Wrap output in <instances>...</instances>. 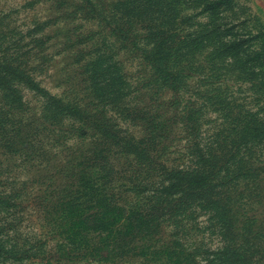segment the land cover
Segmentation results:
<instances>
[{"label": "rangeland", "instance_id": "obj_1", "mask_svg": "<svg viewBox=\"0 0 264 264\" xmlns=\"http://www.w3.org/2000/svg\"><path fill=\"white\" fill-rule=\"evenodd\" d=\"M126 1L0 0V264H175L164 252L178 253L177 244L196 247L200 264L215 255L210 264H264V0H139L120 17ZM158 40L172 43L176 91L141 56ZM96 120L169 170L193 167L213 147L229 175L218 206L193 200L175 215L166 205L152 212L165 173L118 152ZM100 149L114 177L82 199V211L121 207L111 217L124 226L129 215L158 216L156 234L130 245L160 254L105 260L67 245L69 213L43 198L67 193L72 172L90 175ZM226 226L240 231L232 237ZM80 232L96 244L97 233Z\"/></svg>", "mask_w": 264, "mask_h": 264}, {"label": "trees", "instance_id": "obj_2", "mask_svg": "<svg viewBox=\"0 0 264 264\" xmlns=\"http://www.w3.org/2000/svg\"><path fill=\"white\" fill-rule=\"evenodd\" d=\"M139 0H131L126 1V3H121L119 5V13L120 17L124 14L123 8L127 5L136 2ZM116 5L112 6V10L115 8ZM136 8L133 7L131 9V14L135 17V10ZM95 11V10H94ZM126 13H128L126 11ZM137 16V15H136ZM116 29H113V31ZM152 36V34H151ZM123 39H127L126 32H121L120 36ZM154 39L157 35L153 36ZM172 43L169 44L163 43L159 41L149 50H143L141 52V56L144 61L152 68L154 76L153 79L156 81L161 82L163 86L170 88L171 90L176 91V78L178 76L174 75L168 66L170 62V56L172 52ZM172 59V58H171ZM39 91V90H37ZM46 96L45 93L42 94ZM58 110L62 112V110H69L66 112H79L76 108L72 107H57ZM81 112L79 113V115ZM186 123L192 122L191 113L186 112V116L184 118ZM92 127L96 130L97 134L102 138H107L114 140V144L119 148L120 153L123 154H132L136 157V160L140 163L142 167L151 171L159 168L165 173V177L163 178V183L159 189L154 190V194L158 197L162 198V201L157 206L153 207L152 212L159 211L163 209V206H167V211H173L174 215L178 211L177 208L183 207L185 203L188 201L193 200H202L203 202L212 203L215 206H218V203L221 198L224 196L223 193V186L226 185L225 179L229 177L227 173L223 176L218 171H221L219 165V161L214 153L213 147H210L212 152H206V154H201V151H198L196 154L197 161L194 163L193 167L187 166L184 168H175L174 169H166L163 164H160L158 161V156L154 155L151 156L140 146H134L130 141H127L125 137L120 136L119 132L116 130H112L111 126L108 124L105 125L99 120L92 121ZM108 151H111L110 148ZM105 150H98V152H94V155L90 160L91 165L95 169L92 170L90 175L83 174L89 172V170H84L86 167H83L81 172H72L70 175V185L67 189V193H64L62 196H49L44 197L43 201H46V206H52L56 204V207L62 206L61 214H64V210L67 211L69 214L65 216L62 220H67V224H65V228L63 233H65L64 239L67 241V245L77 247V249L81 248L84 253H86L89 257H99L100 259L108 260L112 257V254L116 251H119L120 255L117 254L115 257L126 255V256H141L146 257V254L150 255H157L160 254L159 250H152L149 252L150 246L143 245L141 246L142 249L138 252L140 246H131L135 239L136 241L140 242L150 236L156 234L155 230L160 227L161 222L158 220V216L152 215V213H136V216L133 217L129 215L127 217H123V221L127 224L124 226L123 223H118L113 221L111 217L114 214L113 210H119L121 207L112 206L110 208L109 203H107L105 213L94 211L91 213L83 212L81 207L84 204L82 199L84 197L91 195L97 196L93 191L100 188H109V183L113 176V168L110 165V161L108 160L109 154H104ZM143 159V160H141ZM225 159V158H224ZM229 160V159H228ZM226 162V160H223ZM83 164L79 163L77 166L81 167ZM85 166V165H84ZM158 169V170H157ZM91 171V170H90ZM243 174L239 173V176ZM236 176L231 178L235 179ZM92 199L91 196H89ZM54 201H50V200ZM100 198L94 199L95 205L100 201ZM105 202V200L103 201ZM110 202V201H109ZM175 206H177L175 208ZM95 207V206H94ZM93 207V208H94ZM120 211V210H119ZM122 214L125 213V210H121ZM127 213H131L127 211ZM120 215V214H118ZM219 215V214H218ZM108 216V218H106ZM160 216V215H159ZM140 225L138 226V224ZM227 230H229L230 235L232 237L235 236V230L231 226H226ZM92 230L97 233V242L96 244L92 243L90 245H84L83 239L79 237L80 231H89ZM238 236V235H236ZM79 237V240H77ZM131 244V245H130ZM178 249L177 252L171 250L170 252H164L169 260H172L174 256L178 257V261H174L175 264H200V260L198 262L195 261L196 255V247L191 250L188 246H183L181 244H177ZM144 249V251H143ZM149 249V250H148ZM148 250L147 253L145 251ZM133 252V254L128 255L129 252ZM160 251V252H159ZM262 250L260 253H263ZM105 253V254H104ZM153 253V254H152ZM259 254V250L250 252V258L256 256L255 254ZM104 254V255H103ZM196 254V255H195ZM221 255L226 256H233L238 260L243 257L245 254H238L235 251H227L221 253ZM262 256H258V258H264V254H260ZM213 259H219L220 255H215ZM180 259V261H179ZM210 260L211 261H213ZM210 262H206L204 264H210Z\"/></svg>", "mask_w": 264, "mask_h": 264}]
</instances>
